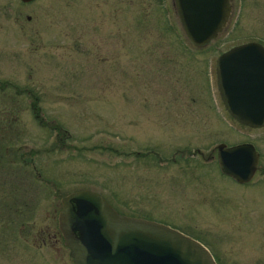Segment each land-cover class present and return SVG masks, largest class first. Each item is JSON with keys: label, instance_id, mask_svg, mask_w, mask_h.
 <instances>
[{"label": "rangeland", "instance_id": "1", "mask_svg": "<svg viewBox=\"0 0 264 264\" xmlns=\"http://www.w3.org/2000/svg\"><path fill=\"white\" fill-rule=\"evenodd\" d=\"M235 5L199 47L173 0L0 5V264H73L57 217L84 189L190 235L216 264H264V128L229 116L215 75L220 53L264 43V0ZM244 140L262 154L247 186L216 159Z\"/></svg>", "mask_w": 264, "mask_h": 264}, {"label": "water", "instance_id": "2", "mask_svg": "<svg viewBox=\"0 0 264 264\" xmlns=\"http://www.w3.org/2000/svg\"><path fill=\"white\" fill-rule=\"evenodd\" d=\"M186 38L204 46L228 21V0H175ZM216 86L235 121L264 127V47L254 41L222 52L215 63ZM218 168L245 184L257 170L256 148L249 142L219 144ZM58 226L73 264H216L210 251L169 225L119 213L102 195L76 190L61 199Z\"/></svg>", "mask_w": 264, "mask_h": 264}, {"label": "flooded vegetation", "instance_id": "3", "mask_svg": "<svg viewBox=\"0 0 264 264\" xmlns=\"http://www.w3.org/2000/svg\"><path fill=\"white\" fill-rule=\"evenodd\" d=\"M246 1L247 0H240V3L242 4V5H244L245 3H246ZM254 1V3H257L258 1H260V0H253ZM236 2H237V0H228V5L230 6V12H229V17H228V19L229 18H231V15L233 14V9H234V6H236L235 4H236ZM34 3H35V0H0V5H1V7H3V8H5V12H4V15H7V14H9L7 11H6V9H9V10H11L12 9V6H18V7H24L25 5L26 6H28V5H34ZM12 5V6H11ZM173 7L176 9V12H177V8H176V5H175V0H173ZM3 15V16H4ZM27 19L28 20H30V16H27ZM257 43H259V42H257ZM259 44H261L263 47H264V43H259ZM5 89V87L4 86H1L0 87V90L1 91H3ZM245 126V125H244ZM243 126V127H244ZM245 127H247V126H245ZM248 128H250V127H248ZM262 128H264V127H262ZM262 128H254V129H262ZM251 130H254V129H252V128H250ZM244 142H249V143H251L255 148H256V150H257V153H258V157H259V161H258V165H257V170H256V173L254 174V176L252 177V179L250 180V181H248V182H246L245 184H241V185H244V186H247V185H249V184H251L253 181H254V177L256 176V174L257 173H260V171L262 170V167H261V165H260V163H261V161H262V154H261V150H260V148L257 146V144H256V142H254V141H248V140H244V141H239V142H235L234 144H241V143H244ZM234 144H229V145H226V146H234ZM234 181V180H233ZM235 182V181H234ZM235 183H238V182H235ZM238 184H240V183H238Z\"/></svg>", "mask_w": 264, "mask_h": 264}, {"label": "trees", "instance_id": "4", "mask_svg": "<svg viewBox=\"0 0 264 264\" xmlns=\"http://www.w3.org/2000/svg\"><path fill=\"white\" fill-rule=\"evenodd\" d=\"M2 111V109H0V112ZM0 116H1V114H0Z\"/></svg>", "mask_w": 264, "mask_h": 264}]
</instances>
